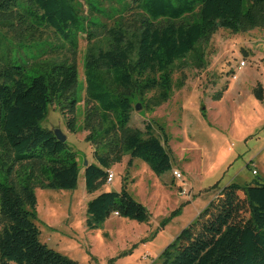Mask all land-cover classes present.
Returning a JSON list of instances; mask_svg holds the SVG:
<instances>
[{"label":"trees","instance_id":"16d2710c","mask_svg":"<svg viewBox=\"0 0 264 264\" xmlns=\"http://www.w3.org/2000/svg\"><path fill=\"white\" fill-rule=\"evenodd\" d=\"M79 1L0 0V264H78L42 243L35 222L36 188L72 190L77 185L76 152L41 121L54 102L70 115V132L77 130L78 68L74 60L36 64L14 58L12 52L15 47L35 48L37 60L46 53L37 41L44 30L52 29L74 53L78 35L90 40L92 30L104 26L102 18L114 19L119 10L113 4L123 5L122 12L130 8L126 0H82L84 15ZM130 3L142 12L138 27L129 33L114 20L107 31V48L90 45L84 56L83 129L95 161L83 166L90 193L106 182L109 168L125 155L147 162L156 174L170 170L163 127L159 126L163 139L150 124L144 131L132 128L134 105H147L146 95L152 90L159 91L151 101L154 105L166 101L173 65L191 55L195 66L203 67L200 45L217 29L237 33L264 27V0ZM254 93L263 100L261 85ZM85 211L88 230L97 229L112 214L139 222L149 216L125 188L100 192ZM157 264H264V183L223 185L160 253Z\"/></svg>","mask_w":264,"mask_h":264},{"label":"rangeland","instance_id":"374dc122","mask_svg":"<svg viewBox=\"0 0 264 264\" xmlns=\"http://www.w3.org/2000/svg\"><path fill=\"white\" fill-rule=\"evenodd\" d=\"M126 1L130 8L122 12L123 5L113 4L119 12L114 19L102 18L104 26L93 29L90 40L85 34L78 35L74 53L52 29L44 30L37 41V46L46 51L37 60H33L39 52L35 48L15 47L12 52L14 58L36 64L74 60L78 68L80 101L74 113L77 130L70 132V115L54 102L41 121L44 128H59L69 148L76 152L80 168L77 185L72 190H35L39 240L78 264H157L160 253L223 185L232 181L264 183V27L237 33L219 28L200 45L203 67L195 66L191 55L176 62L169 98L154 105L159 91L152 90L146 95L147 105L138 102V109L135 105L132 109V128L144 131L150 124L152 132L162 138L159 126L163 127L172 168L156 174L147 162L130 160L125 155L109 168L114 173L112 182L106 180L91 193L86 190L83 166L85 161H95L94 147L85 138L88 131L83 129L84 56L90 45L107 48V31L114 20L129 33L138 27L142 12ZM79 2L86 15L85 4ZM104 7L109 9L111 4L104 3ZM258 84L263 89V100L254 93ZM172 169L181 173L180 180L173 176ZM122 188L145 206L148 220L139 222L112 214L97 229L88 230L87 202L100 192H119Z\"/></svg>","mask_w":264,"mask_h":264},{"label":"built area","instance_id":"2783aa9c","mask_svg":"<svg viewBox=\"0 0 264 264\" xmlns=\"http://www.w3.org/2000/svg\"><path fill=\"white\" fill-rule=\"evenodd\" d=\"M241 65H243V63H242ZM253 173H255V171H253ZM172 174H173V176H174L176 179H179V180H180L181 177H182L181 173H180L178 170H176V169H174V170L172 171ZM113 178H114V173H113L112 171L108 170V171H107V178H106L107 182H109V183L112 182Z\"/></svg>","mask_w":264,"mask_h":264},{"label":"water","instance_id":"95a60500","mask_svg":"<svg viewBox=\"0 0 264 264\" xmlns=\"http://www.w3.org/2000/svg\"><path fill=\"white\" fill-rule=\"evenodd\" d=\"M136 109H138V105H136ZM55 137L61 141V142H64L66 141V135L64 133H62V131L59 129V128H54L52 129ZM84 165H87L86 161L84 163Z\"/></svg>","mask_w":264,"mask_h":264},{"label":"crops","instance_id":"0c3cea01","mask_svg":"<svg viewBox=\"0 0 264 264\" xmlns=\"http://www.w3.org/2000/svg\"><path fill=\"white\" fill-rule=\"evenodd\" d=\"M172 170H174V169H172ZM172 170H171V172H172ZM114 179V178H113Z\"/></svg>","mask_w":264,"mask_h":264},{"label":"bare ground","instance_id":"6f19581e","mask_svg":"<svg viewBox=\"0 0 264 264\" xmlns=\"http://www.w3.org/2000/svg\"><path fill=\"white\" fill-rule=\"evenodd\" d=\"M243 65H244V63H243ZM173 171V170H172ZM254 171V170H253Z\"/></svg>","mask_w":264,"mask_h":264}]
</instances>
